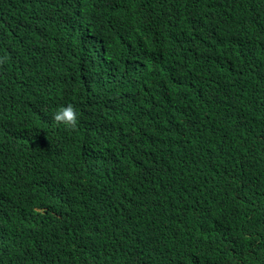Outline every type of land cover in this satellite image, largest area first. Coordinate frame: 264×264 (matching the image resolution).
I'll list each match as a JSON object with an SVG mask.
<instances>
[{"label": "trees", "instance_id": "1", "mask_svg": "<svg viewBox=\"0 0 264 264\" xmlns=\"http://www.w3.org/2000/svg\"><path fill=\"white\" fill-rule=\"evenodd\" d=\"M183 1L189 46L162 80L147 24L105 18L88 32L101 10L124 15V0H0V264H264V0H232L230 14L221 0ZM75 30L79 59L27 85L24 56L47 43L60 55ZM98 88L116 135L141 127L109 152L85 112ZM69 100L75 130L52 119ZM40 136L64 155L44 189Z\"/></svg>", "mask_w": 264, "mask_h": 264}, {"label": "clouds", "instance_id": "2", "mask_svg": "<svg viewBox=\"0 0 264 264\" xmlns=\"http://www.w3.org/2000/svg\"><path fill=\"white\" fill-rule=\"evenodd\" d=\"M221 1L230 14L232 8L230 4L232 0ZM96 5L101 6L99 4ZM180 5L187 4L183 0H132V5H130L128 0H124V6L126 8L124 15L117 11L101 10L89 21H93V25L88 32L96 27L98 20L105 18L113 19L114 23L117 25L126 19H131L134 22L141 21L147 24L148 33L152 39L155 67L158 69L159 77L162 78V80L170 74L176 77L180 71V67L176 62L170 64V59H174L177 54L185 51L183 49L187 48L186 45L189 46V44H185L184 40L181 39V35L179 34L180 31L175 24V14L179 11L177 8ZM223 16L227 18L226 14ZM61 41L63 45L60 55L53 52L47 43L46 50L45 47L43 49L44 56H38L32 52L24 56L25 72L23 78L27 85L30 86L35 80H38L41 86L44 84L47 85L51 81V73L56 66L55 61L60 58L66 56L71 62H74L73 60L75 59H79L85 47L83 33L78 34V30H75L70 35L65 34ZM107 48L108 46L103 43L97 58L100 55V58L106 57L109 53V51H106ZM132 53L133 51L130 52V54ZM225 60L233 66H235L236 62L240 61L237 57H229ZM115 109L114 103L109 98L108 94L101 88L94 91L89 107L85 109V112L90 117L92 130L97 136V141L103 139L104 143L108 142V152L110 146L115 145L116 140L120 138H132L141 130V127L137 126L116 135L111 129V126L106 122L108 114L115 111ZM52 119L57 124L64 125L66 129L75 130L78 123H80V109L74 101L69 100L68 103L58 107L54 111ZM38 147L41 148L33 164V180L37 186L43 188L42 181L44 179L56 178L53 176L55 174L53 163L55 159L59 157L63 160L62 157H64V155L61 154L60 156L54 154L52 151L56 152L57 150L54 149L44 137L42 139L41 136ZM41 157L48 159V161L41 162L39 160ZM68 179L69 171L62 172L61 176L58 178V183H61L62 187L58 189L65 188L68 185ZM74 226L76 225L74 224Z\"/></svg>", "mask_w": 264, "mask_h": 264}]
</instances>
